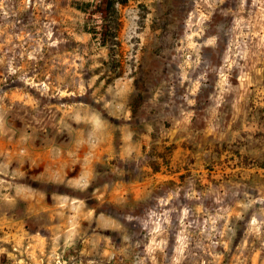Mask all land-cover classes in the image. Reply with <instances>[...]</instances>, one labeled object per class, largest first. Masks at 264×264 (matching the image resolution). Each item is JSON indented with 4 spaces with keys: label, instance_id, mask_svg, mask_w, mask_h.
I'll return each mask as SVG.
<instances>
[{
    "label": "rangeland",
    "instance_id": "374dc122",
    "mask_svg": "<svg viewBox=\"0 0 264 264\" xmlns=\"http://www.w3.org/2000/svg\"><path fill=\"white\" fill-rule=\"evenodd\" d=\"M79 1L0 0V264H264V0H130L118 70ZM68 145L112 148L95 184L151 183L99 204L107 251L39 243L27 199Z\"/></svg>",
    "mask_w": 264,
    "mask_h": 264
},
{
    "label": "crops",
    "instance_id": "0c3cea01",
    "mask_svg": "<svg viewBox=\"0 0 264 264\" xmlns=\"http://www.w3.org/2000/svg\"><path fill=\"white\" fill-rule=\"evenodd\" d=\"M128 139V135L123 136L124 144L121 146L125 149L129 144ZM95 149L94 151L93 148H84L78 152V149L70 148L68 145L63 155L44 160V165L45 163L47 165L42 175L35 177V180H41L44 184L43 188H40L43 205H37V200L27 199L28 210L32 214H38L40 210L46 211V217L50 220L49 227L52 229L49 238L42 237L39 241L45 244L43 253L48 247L55 253H59L58 250H69L77 238H82L87 248L90 247L92 250L101 248L107 251L104 245L105 247L109 245L108 239L103 241L99 237L100 232L119 230L122 223L114 215L100 210L99 204L111 202L121 205L130 195L137 200L147 195L150 181L144 178L138 183H132L124 169L117 172L116 176L108 177L104 182L95 184V180L102 174L103 162L112 164L111 160L114 158L111 147L110 150ZM127 156L124 151L118 154V158L122 160H125ZM155 175L154 173L153 176ZM39 187L35 186L33 189H39ZM95 200L98 203H95ZM82 226H89V235L81 236ZM29 245L36 246L34 243ZM30 252L38 261L45 258L37 251ZM90 254V259H94L92 252Z\"/></svg>",
    "mask_w": 264,
    "mask_h": 264
},
{
    "label": "trees",
    "instance_id": "16d2710c",
    "mask_svg": "<svg viewBox=\"0 0 264 264\" xmlns=\"http://www.w3.org/2000/svg\"><path fill=\"white\" fill-rule=\"evenodd\" d=\"M130 0H86L79 1L77 8L91 20L88 32L99 41L100 45L108 49L109 59L106 64H111L114 70H118L120 59L119 32L121 28L120 6L126 5ZM88 26V24H87ZM120 73L117 71V76Z\"/></svg>",
    "mask_w": 264,
    "mask_h": 264
}]
</instances>
